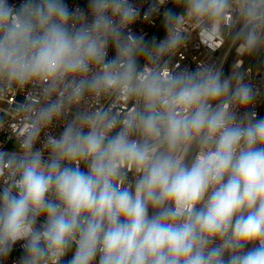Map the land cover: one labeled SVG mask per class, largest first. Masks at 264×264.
Returning a JSON list of instances; mask_svg holds the SVG:
<instances>
[{"label":"clouds","instance_id":"9594fccd","mask_svg":"<svg viewBox=\"0 0 264 264\" xmlns=\"http://www.w3.org/2000/svg\"><path fill=\"white\" fill-rule=\"evenodd\" d=\"M174 2L157 43L129 0H0V99L24 93L0 148V261L23 241L19 264H264L257 92L170 67L193 33L264 52V0Z\"/></svg>","mask_w":264,"mask_h":264},{"label":"built area","instance_id":"2783aa9c","mask_svg":"<svg viewBox=\"0 0 264 264\" xmlns=\"http://www.w3.org/2000/svg\"><path fill=\"white\" fill-rule=\"evenodd\" d=\"M10 3L19 6L23 0H9ZM157 0H129V3L135 7L139 15L135 22L130 26L131 31L136 35H143L145 40L149 38L153 30L162 20L174 0H165L164 4L159 5L157 12L150 14V9L156 4ZM69 9L79 8L81 11L88 12L89 0H65ZM182 12L179 6L175 13ZM90 19V16H89ZM166 26L160 36L155 40L157 43L165 38ZM216 47V45H212ZM109 58L114 55V49L109 47ZM141 64L144 60L140 61ZM217 65L222 67L225 75H230L234 70L245 75L246 82L250 83L257 92V98L253 110L257 118H264V52L260 54L241 56L237 53L236 47L230 40L221 42L216 48H211L204 44L198 33H193L185 46L172 58L170 67L175 71L188 69L195 71L201 65ZM23 91L10 93L7 98L0 99V115H3L8 123L0 127V148L12 149L15 144L16 136L19 132L16 124L17 116L9 112L11 105L17 101L23 100ZM56 131H60L59 128ZM83 168V165L81 166ZM23 241H19L13 247L12 252L6 259L0 261V264H19L24 255L22 248ZM72 253L69 252L68 259Z\"/></svg>","mask_w":264,"mask_h":264},{"label":"water","instance_id":"95a60500","mask_svg":"<svg viewBox=\"0 0 264 264\" xmlns=\"http://www.w3.org/2000/svg\"><path fill=\"white\" fill-rule=\"evenodd\" d=\"M179 5H177L175 2L170 6V8L168 9L167 12H173L175 13L178 9ZM166 26V16L164 15V17L162 18V20L159 22V24L157 25V27L153 30V32L151 33V35L149 36V38L146 41H155L160 34L163 32L164 28ZM142 60V58H141ZM140 60V61H141ZM69 254V253H68ZM68 254L65 257V259H68Z\"/></svg>","mask_w":264,"mask_h":264}]
</instances>
